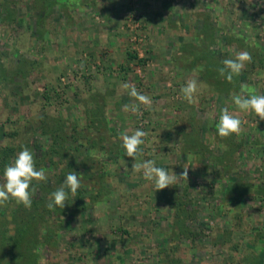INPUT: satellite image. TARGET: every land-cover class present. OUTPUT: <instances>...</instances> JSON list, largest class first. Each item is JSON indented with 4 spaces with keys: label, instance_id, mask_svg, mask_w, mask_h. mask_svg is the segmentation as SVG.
Segmentation results:
<instances>
[{
    "label": "rangeland",
    "instance_id": "374dc122",
    "mask_svg": "<svg viewBox=\"0 0 264 264\" xmlns=\"http://www.w3.org/2000/svg\"><path fill=\"white\" fill-rule=\"evenodd\" d=\"M81 1L0 0V156L14 148L11 163L27 147L48 177L24 207L36 223L17 224L9 201L0 228L25 227L20 246L31 238L38 264H246L264 249V121L236 109L241 88L220 93L211 72L248 51L255 64L236 83L264 94V0ZM192 79L195 104L181 92ZM123 83L151 108L125 111L138 101ZM224 107L241 134L218 135ZM136 129L148 133L140 160L177 175L188 166V180L156 191L134 173L120 134ZM71 171L82 175L76 197L48 214Z\"/></svg>",
    "mask_w": 264,
    "mask_h": 264
},
{
    "label": "clouds",
    "instance_id": "9594fccd",
    "mask_svg": "<svg viewBox=\"0 0 264 264\" xmlns=\"http://www.w3.org/2000/svg\"><path fill=\"white\" fill-rule=\"evenodd\" d=\"M251 62V54L248 51H240L235 54L234 59H224L222 61L223 67L218 71L222 77L231 83L234 76H239L245 65ZM122 88L128 90V94L138 101V104L135 105H125V111H138L139 105L151 108V98L141 94L134 85L123 83ZM197 91L198 84L195 79L189 80L181 89L183 98L189 104L198 103ZM232 103L239 111L253 112L256 117L264 121V94H257L254 90L249 91L245 86H241V92L232 95ZM242 123L237 115L232 114L229 108L224 107L221 109L219 121L216 125L218 135L222 138H227L232 134L239 135L244 131ZM147 135L148 133L141 129H136L131 134L127 130L120 134L124 155L134 160L131 170L134 173H142L143 179L151 182L156 191L163 190L184 180L187 181L188 166H183V171L177 175L165 167L157 166L155 160L139 159L143 155L141 146L145 144ZM47 178V173L43 168L37 169L32 151L27 147L23 148L16 154L14 160L4 167L3 182L0 183V206H4L7 202L13 200L17 205H23L26 209H31L32 196L36 191L33 181H46ZM81 178V174L75 171L69 172L62 184L51 193L46 207L49 210H54L56 207L63 209L69 194L76 197L77 191L81 187Z\"/></svg>",
    "mask_w": 264,
    "mask_h": 264
},
{
    "label": "trees",
    "instance_id": "16d2710c",
    "mask_svg": "<svg viewBox=\"0 0 264 264\" xmlns=\"http://www.w3.org/2000/svg\"><path fill=\"white\" fill-rule=\"evenodd\" d=\"M130 58L132 59L133 57L130 56ZM260 62H261V63H259L260 66H264V61L260 60ZM248 64H249V66H253L255 64V61L252 60V62L248 63ZM1 67H2V65H0V74H3V73H5V70ZM222 67H223V64L220 63V66L217 68V70L211 72L213 75H215V77H217L216 82L218 84H216V86H219V85L221 86V88H218L217 90L220 93H228L229 88L232 87V84H234V85L236 84L235 86L237 87V88L234 87L233 89L236 88L237 90H239L241 88L239 83L241 82L243 74H246L248 72V69H243L241 74L239 76H234L233 82L229 83L224 77L221 78V75L219 74L218 70ZM249 69H250V67H249ZM238 80H239V83L237 84L236 82ZM47 99H49V97H47ZM41 134H45V131H42ZM64 136H65L64 131H57L55 136L52 137L53 143H52V146L48 152H50L52 155H55V156L60 155L61 144L65 143ZM72 137L74 138L75 136H72ZM14 152H15V149L11 148V147L5 148L3 150V156H0V176L1 177L3 176V170H4L5 165L10 163L9 158H11V156L14 154ZM71 167H73V166H71ZM259 190L260 191L257 194V196H259L260 198L262 196L264 197V188H261ZM263 200H264V198H263ZM12 203H13V200H10V204H12ZM34 203L37 205L40 202L34 201ZM181 203H184V205L187 204V202L185 203L184 201ZM175 207H177V210H179V204H176ZM52 211L54 213H60L58 207H56L54 210H51L50 213H48V214H51ZM182 211L185 212L186 214H188L187 211H185V210H182ZM13 212L15 214L23 215V213L25 212L24 206L23 205H17V207L14 209ZM36 215L34 217H32V219H28L26 216L23 215L24 217L22 216L21 218H19L20 220L15 219V221L17 224H24L27 227L28 224L30 225V224H34V222L36 223ZM178 217H179V215L177 216V218ZM177 221L179 224H183L179 220V218L177 219ZM7 226L8 225L4 224L3 227L0 228V264H3L5 261H8V262L11 261V262H14L15 264H38V258L36 257V255H34L35 244L33 243V240L30 238V240L28 241L29 243L27 242V243L20 246V241L22 238L21 235L23 234V232L26 228L24 227V229L22 231L17 230L13 235V234L9 233V230H8L9 227H7ZM35 227H38V225L35 224ZM258 239L259 240L257 241V243L261 245L260 246V249H261L263 247V244H264V237H260ZM234 248L237 252H240V250H241V249H239L238 246H235ZM262 250H263L262 253L264 254V249L262 248ZM258 252H259V250H257L256 248L253 249L251 251V253L249 252L250 253V254H248L249 258L247 257L248 260H247L246 264H261L264 256L261 252H259V253ZM8 262H5L4 264H8Z\"/></svg>",
    "mask_w": 264,
    "mask_h": 264
},
{
    "label": "crops",
    "instance_id": "0c3cea01",
    "mask_svg": "<svg viewBox=\"0 0 264 264\" xmlns=\"http://www.w3.org/2000/svg\"><path fill=\"white\" fill-rule=\"evenodd\" d=\"M84 0H82L80 3H82Z\"/></svg>",
    "mask_w": 264,
    "mask_h": 264
}]
</instances>
